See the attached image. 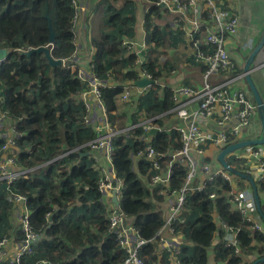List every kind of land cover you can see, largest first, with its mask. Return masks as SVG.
I'll return each instance as SVG.
<instances>
[{
	"label": "trees",
	"instance_id": "1",
	"mask_svg": "<svg viewBox=\"0 0 264 264\" xmlns=\"http://www.w3.org/2000/svg\"><path fill=\"white\" fill-rule=\"evenodd\" d=\"M132 1L91 0L84 21L90 28V70L106 83L100 89L101 101L111 124L119 115L124 118L121 127L157 116L155 123L163 126L175 106L174 92L166 85L156 84L143 90L128 110L117 112L123 85L138 78L136 56L126 53L122 45L124 39L134 37L136 17ZM74 12L71 0H0V48L9 51L0 64V111L14 127L18 167H37L26 178L9 185L0 183V238H9L12 228L11 192L26 196L28 223L39 237L31 244V253L23 255L21 264H36L42 259L48 264H120L125 255L115 233L109 230L108 202L97 187L100 173L94 155L92 151L85 154L89 150L87 142L96 134L84 122L87 110L81 94L88 89V82L77 77V68L71 69L77 50L72 28ZM142 19L146 42L153 44L145 52L142 66L158 80L162 48L185 43L184 33L172 28L168 11L157 4H152ZM50 29L54 32L52 44ZM40 46H47L53 58L64 61L52 66L42 52L27 55L17 50ZM189 59L193 61L191 56ZM193 64L202 72V63ZM235 69L236 73L242 72L241 67ZM129 131V136L118 134L113 138L112 165L123 182L119 206L127 221L147 240L140 248L141 258L152 262L159 258L156 234L165 224V198L158 188L148 185V163L139 159L135 170L131 155L147 142L163 153L180 146V141L174 130L162 129L147 139L140 126ZM5 140L0 136V148ZM226 159L239 167L232 155ZM184 175L183 169L174 166L169 187L179 189ZM263 186L262 182L257 186L258 194ZM230 190L231 185L218 176L206 180L200 191L186 193L180 214L183 221L173 224L175 232L184 238L176 252L183 264H208L212 254L215 264H251L264 256L263 221L262 231L251 229V222L231 208L227 196ZM211 193L218 196L211 199ZM261 211L264 215L262 204ZM222 223L237 231L238 254L223 240ZM216 236L218 241L214 242ZM23 237L19 225L14 238L19 242ZM161 252L167 253L163 249ZM253 253V259L246 258ZM0 264L11 263L6 260Z\"/></svg>",
	"mask_w": 264,
	"mask_h": 264
},
{
	"label": "built area",
	"instance_id": "2",
	"mask_svg": "<svg viewBox=\"0 0 264 264\" xmlns=\"http://www.w3.org/2000/svg\"><path fill=\"white\" fill-rule=\"evenodd\" d=\"M137 1L142 5L144 13L148 12L152 4H157L168 11L172 28L179 29L184 33V40L193 58L192 62L204 65L201 72L202 81L198 87L180 85L172 88L175 106L169 116L164 119L163 126L155 123L157 116H153L142 119L136 124L131 123L117 129L109 121L107 110L101 101L100 89L106 83L91 70L90 73H87L78 69L77 77L88 82V89L81 94L87 110L84 122L90 124L96 134L94 139L87 142V146L94 156L102 153L106 161V166H99L95 162L100 173L97 187L107 198L109 230L115 233L117 243L125 253L120 264H183L176 256L177 237L182 235L175 232L173 224L176 221H183L180 214L184 208L186 193L200 191L206 180H213L218 176L226 180L231 185V190L227 192L231 208L241 213L248 222H251V229L263 230V225L253 219V212H256L257 208L252 193L243 186L234 187V178L238 176L232 174L227 167L222 165L217 169H212L210 162L205 161L203 156L207 144L222 148L241 140L242 130L249 125L250 118L256 111L252 99L248 97L246 91L239 84V81L244 78L243 73H236L229 56L227 40H232L234 45H237L247 56L256 44L255 32L262 33L264 27L244 31L238 16L227 3V0H202L201 2L198 0ZM71 3L75 8L72 19V28H74L84 7L80 0H71ZM122 45L126 49V53H134L136 56L134 62L138 69L136 80L145 77L154 82L144 88L135 86L133 82L124 84L123 91L117 99L118 107L124 104H132L134 97L149 87L156 84L165 86L159 80H154L151 73L142 66V63L145 62L146 44L138 43L133 38H127L122 41ZM29 49L31 48L24 50L17 48L23 52ZM2 61L0 60V64ZM89 68H91L90 64ZM89 95L94 99L93 104ZM0 101H2L1 96ZM6 118L4 111L1 110L0 130L1 124L6 121ZM172 118L179 119V123H171ZM203 121L212 122L214 127H205L202 124ZM231 121L234 123L231 124ZM137 126H140L144 133L151 128H157L158 131L162 129L174 130L178 136L177 139L180 141V146L172 147L163 153L157 151L152 144L147 142L142 149L131 155L135 170H137L139 159H144L148 163V173L150 174L149 181H147L148 185L150 188H158L165 198L164 203L167 212L165 224L159 229L156 237H158L157 241H161L164 245L161 249L174 256L167 263L160 259L147 262L141 258L140 248L147 240L139 234L138 229L131 222L127 221L120 206L110 199L112 197L111 191L115 190L120 201L119 197L123 185L122 179L116 175L112 165L113 138L118 134L129 136V130ZM0 136L6 139L0 148V183L4 182L9 185L20 178H26L29 171L32 172L37 167H18L13 126L11 134H4L3 131H0ZM149 137L144 136L145 139ZM229 154L232 155L239 167L236 168L227 161L229 166L245 174H250L248 172L250 170L249 161L255 159L259 164L257 178L264 185V144L247 146ZM165 161L166 163H164ZM174 166L185 171L184 181L179 189L169 187ZM197 181L198 183H196ZM217 196L215 193L209 195L211 199H215ZM259 198L264 207V186L260 190ZM10 200L13 203L21 204L22 208L17 212V217L24 237L18 242V247L12 255H9L4 249L9 238L4 236L0 238V262L8 260L11 264H21L23 255L31 253V244L39 237L28 223L29 212L26 207V196L11 192ZM221 227L229 234V238L225 241L226 245L233 246L235 254H238L237 231L223 223ZM164 230L171 235L172 239L162 237L161 234ZM36 264H48V262L42 259Z\"/></svg>",
	"mask_w": 264,
	"mask_h": 264
},
{
	"label": "crops",
	"instance_id": "3",
	"mask_svg": "<svg viewBox=\"0 0 264 264\" xmlns=\"http://www.w3.org/2000/svg\"><path fill=\"white\" fill-rule=\"evenodd\" d=\"M83 4V11L81 12V15L78 19V23L75 24L73 28V32L75 34V42L77 44V50L75 51L74 58L71 63V69H81L84 70L85 72L90 73V68H89V60H90V55H91V50L88 49V35L85 34L83 31L85 29L84 21L86 14L89 9V4H91V0H80ZM135 5V25H134V37L138 43L141 44H146V50L145 52L148 51V49L153 48V44L148 45L146 42L145 38V32H144V26H143V7L138 2L137 0L132 1ZM227 3L232 7V10L234 13L238 16L243 30H250L251 28H260L264 27V0H227ZM260 33L255 32V38L254 40L257 42L261 36ZM243 36V35H242ZM235 43L232 42V40L228 39L227 40V48L229 50V56L231 58V61L234 65V67H243V63L245 61L244 57V52L241 51L237 47V45H234ZM186 42L185 43H179L176 47H164L163 49V55H161L160 60H159V69L161 70V76L159 77V81L163 83L164 85L170 87V88H175L180 85H186V86H193V87H198L201 83V68L198 65H194L193 62L189 59L190 58V50L188 47H186ZM263 47L259 50L257 53L253 66H252V72L251 76L252 79L259 90V93L261 94L262 98L264 99V55H263ZM161 48H159L160 50ZM239 84L243 87V89L246 91L247 95L249 98L252 99L249 88L247 86V83L243 79ZM135 89V88H134ZM81 97H83L81 95ZM89 98L93 100L90 95ZM129 106V104L127 105ZM124 105L118 107V112L123 109ZM129 109V107H128ZM122 113V112H121ZM130 113V112H129ZM171 123L173 124H178L179 119H171ZM231 124L234 123V121L230 122ZM205 127L207 128H213L214 125L210 121H206L202 123ZM3 131L4 134H11L12 133V125H10L9 122L4 121L1 124V130ZM261 135V125L260 121L258 118V115L256 114V111L253 113L252 117L250 118L249 125L244 128L241 132V140L245 139H251V138H258ZM219 153V148L216 147L213 144H207L205 146V151H204V160L210 162V166L212 169H217L220 167V162L217 160V154ZM94 155V154H93ZM97 156L95 157V162L101 166L104 165L106 166V161L102 156V153L96 154ZM227 160V159H226ZM201 162V161H200ZM250 165H249V173L255 177V183H256V188L259 186V180L257 178L258 176V162L253 159L250 160ZM257 178V180H256ZM239 178L235 177L234 178V187L239 186L238 184ZM244 188L247 189L250 193H252V187L250 183L245 180L241 179L239 181ZM261 190V189H260ZM259 190V193H260ZM258 192V191H257ZM259 195V194H258ZM110 197V196H109ZM111 199V197H110ZM261 203V202H260ZM262 204V203H261ZM21 204L16 202L14 203V207L10 208L9 212L11 214L10 216V221L12 228L10 229V236L9 240L6 243L4 249L5 251L8 252L9 255H12V253L17 249L18 247V241L15 240L16 232L19 226V221H18V215L17 212L19 209H21ZM164 210H165V217H166V204H164ZM260 215V216H259ZM214 220L217 222L218 218L216 214H213ZM253 219L256 221H263L261 214L256 210V212H253ZM261 223H264L261 222ZM163 238L165 239H172L171 235L164 230L163 233L161 234ZM229 238L228 232L225 230L223 240H227ZM177 242L178 244L180 242H184V238L182 236L177 237ZM218 241V237H215V241ZM164 247L163 243L159 241L158 245V250L157 252L159 253V258L161 261L164 263H167L168 260L170 261L174 256L172 254H163L161 252V248ZM167 256V257H166ZM256 256L255 253L251 255H246V258L251 260ZM208 264H215L214 256L213 254L209 258V263Z\"/></svg>",
	"mask_w": 264,
	"mask_h": 264
},
{
	"label": "water",
	"instance_id": "4",
	"mask_svg": "<svg viewBox=\"0 0 264 264\" xmlns=\"http://www.w3.org/2000/svg\"><path fill=\"white\" fill-rule=\"evenodd\" d=\"M164 7V6H163ZM54 41V32L52 29H50V34H49V43L52 44ZM264 45V29L263 32L259 38V40L256 42L254 47L251 49V51L248 53L242 67V73L245 82L247 83V86L249 88L252 101L255 104V109H256V114L258 115L260 125H261V135L258 138H251V139H245V140H238L237 142L228 144L224 148H222L219 153L217 154V160L220 162V164L224 167H227L228 170L232 173L235 174L236 176L247 180L251 187H252V192H253V198L255 200L256 208L257 211L261 214L262 219L264 221V215L261 213V203H260V198L257 192L256 188V183H255V177L251 174H245L240 171H238L236 168L229 166L226 156L229 153H232L236 150L245 148L247 146H255V145H261L264 144V99L262 98L261 94L259 93V90L257 89L252 76V66L254 59L259 52V50L262 48ZM33 52L40 53L42 52L44 56L46 57L48 63L52 66L59 65L62 63V60L60 59H55L52 57L50 53V49L47 46H40L38 48H31L28 51H26V54L29 55ZM9 51L6 50L5 48H0V60H4V58L8 55ZM154 81L145 77L140 78L139 80H135L133 84L139 88H144L149 84H152ZM158 132L157 128H151L147 130L145 133V137H149L151 135H154L155 133ZM87 154V152H85ZM112 201L116 204L119 205V199L117 197L116 191L112 190ZM260 261H264V256L257 258L251 264H257Z\"/></svg>",
	"mask_w": 264,
	"mask_h": 264
},
{
	"label": "rangeland",
	"instance_id": "5",
	"mask_svg": "<svg viewBox=\"0 0 264 264\" xmlns=\"http://www.w3.org/2000/svg\"><path fill=\"white\" fill-rule=\"evenodd\" d=\"M199 2H201L202 0H198ZM85 25V24H84ZM85 34H90V28H89V26H88V24H87V26L85 25V29H84V31H83ZM145 36V35H144ZM88 47H89V44H88ZM244 57H245V55H244ZM263 69H264V67H263ZM88 73V72H87ZM241 81H243V80H241ZM241 81H239V83L241 82ZM128 104H124V107H123V109H121V111L120 112H118V114L119 113H121L122 112V114L124 113V110H128V107L129 106H127ZM123 120H124V118L122 117V116H118L116 119H115V121H114V126H115V128H117V129H120L121 128V124H122V122H123ZM89 151H91L90 149L88 150V151H86L87 153L89 152ZM191 244H189V246H190Z\"/></svg>",
	"mask_w": 264,
	"mask_h": 264
}]
</instances>
